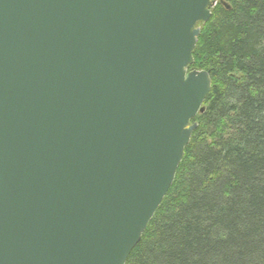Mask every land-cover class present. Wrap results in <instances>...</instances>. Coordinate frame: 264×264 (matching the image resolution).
<instances>
[{"label":"water","instance_id":"1","mask_svg":"<svg viewBox=\"0 0 264 264\" xmlns=\"http://www.w3.org/2000/svg\"><path fill=\"white\" fill-rule=\"evenodd\" d=\"M211 7L0 0V264L125 263L203 112Z\"/></svg>","mask_w":264,"mask_h":264},{"label":"trees","instance_id":"2","mask_svg":"<svg viewBox=\"0 0 264 264\" xmlns=\"http://www.w3.org/2000/svg\"><path fill=\"white\" fill-rule=\"evenodd\" d=\"M188 70L211 87L174 179L124 264H264V0H224Z\"/></svg>","mask_w":264,"mask_h":264},{"label":"rangeland","instance_id":"3","mask_svg":"<svg viewBox=\"0 0 264 264\" xmlns=\"http://www.w3.org/2000/svg\"><path fill=\"white\" fill-rule=\"evenodd\" d=\"M212 1V7H211V9L215 6V4L217 3V2H219V0H211ZM200 24V23H199ZM199 24H198V27H199ZM200 28V27H199Z\"/></svg>","mask_w":264,"mask_h":264}]
</instances>
